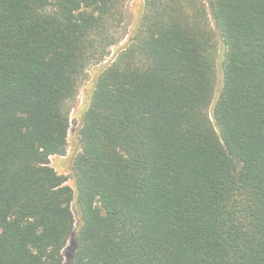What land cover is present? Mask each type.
<instances>
[{"label": "trees", "instance_id": "obj_1", "mask_svg": "<svg viewBox=\"0 0 264 264\" xmlns=\"http://www.w3.org/2000/svg\"><path fill=\"white\" fill-rule=\"evenodd\" d=\"M126 13L0 0V264H264V0Z\"/></svg>", "mask_w": 264, "mask_h": 264}, {"label": "rangeland", "instance_id": "obj_2", "mask_svg": "<svg viewBox=\"0 0 264 264\" xmlns=\"http://www.w3.org/2000/svg\"><path fill=\"white\" fill-rule=\"evenodd\" d=\"M143 2L144 0H125V12L129 13L130 15L126 13V21L123 24V32L129 30V28L133 24L134 14L137 11V7L140 6V4H142ZM121 45L122 43L118 44L117 46L111 49V54L109 58L114 55L115 50L119 49ZM100 66L101 65L91 66L87 71L84 81L80 85L78 96L71 110V125L68 135V147L66 155L63 157H52L50 159L51 166L54 167L59 174L65 176L67 178L66 184L74 189V178L70 171V163L71 158L79 152L78 145L75 141V132H77L78 127L80 125L81 115L87 107L86 98L94 88L96 73L100 69ZM218 73L220 77V68H218Z\"/></svg>", "mask_w": 264, "mask_h": 264}]
</instances>
